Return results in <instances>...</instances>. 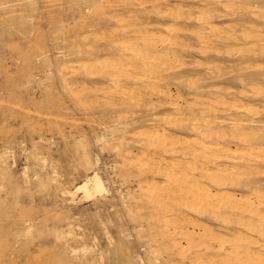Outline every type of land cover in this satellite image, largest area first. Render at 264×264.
Wrapping results in <instances>:
<instances>
[{
	"label": "rangeland",
	"instance_id": "rangeland-1",
	"mask_svg": "<svg viewBox=\"0 0 264 264\" xmlns=\"http://www.w3.org/2000/svg\"><path fill=\"white\" fill-rule=\"evenodd\" d=\"M205 7L210 9L213 19L205 24L197 23L198 14ZM177 11L181 13L178 20L170 16ZM167 24L178 32L161 36ZM206 25L213 26L212 37L206 33ZM183 30L186 34H181ZM192 31L195 34L191 35ZM196 34L201 39L207 37L201 40L203 43L198 42ZM227 34L238 43L213 40ZM246 35L249 39L245 37V40ZM161 37L174 43L161 44ZM152 38L155 40L151 43ZM177 38L184 41V47ZM261 43H264V0H0V264H99V257L102 264H222L225 250L229 252L230 247L225 245L224 250L221 247L219 250L215 240H228L236 232L244 233L235 226L237 216L221 219L223 226L209 210L201 213L203 216L195 213L199 217L184 207L174 211L168 200L162 197L157 201L146 192L149 183H163L162 176H158L162 165L154 173L155 170L149 169L151 165L145 163L146 159L163 153V147L150 140L152 134L148 135L159 129L165 140L170 138L166 140L167 155L164 154L169 161L185 154L181 137L184 141L193 137L188 133L191 118L185 123L182 117L176 118L177 114L168 106L172 102L186 116L190 111L197 116L211 101L220 102L227 97L240 100L257 112L264 110V96L257 97L252 91L264 87V44ZM134 45L149 64L147 57H153L154 52L164 57L162 54L167 51L169 69L154 66L152 71L143 68L135 71L127 64L129 61L140 64L130 51ZM237 47L239 50H234ZM170 53L175 56L174 62ZM112 61L127 65L132 78L125 79L116 73L119 84H114L99 70L86 72L98 62ZM147 78L156 79L157 86L151 84L153 88L149 83L152 80ZM252 83L261 85L253 87ZM155 88L160 97L165 89L163 96L170 94L173 99L159 100L161 104L155 102ZM165 117L172 121L169 123ZM228 117L219 126L226 131L232 118L241 115L229 113ZM252 121L257 124L252 125L258 129V136L264 137V114L254 115ZM253 132L257 133L256 130L250 133ZM170 150L176 152V158L171 157ZM84 155L91 166H85ZM259 167L264 170V165ZM23 169H26L25 177ZM94 171L103 179L107 196L90 202L80 200L79 196L74 203L61 196L63 188L75 189ZM261 176L259 179L264 180V175ZM185 219L186 225L194 220L188 227L202 231L185 226ZM205 226L209 227L207 232ZM70 227L72 236L64 238L62 233H67ZM179 228L182 230L176 236ZM222 229L223 232L219 231ZM196 233H201L204 239ZM194 236L198 239H193ZM180 240L178 246L176 241ZM82 244L92 251L83 254ZM192 245L191 250L188 247Z\"/></svg>",
	"mask_w": 264,
	"mask_h": 264
},
{
	"label": "bare ground",
	"instance_id": "bare-ground-1",
	"mask_svg": "<svg viewBox=\"0 0 264 264\" xmlns=\"http://www.w3.org/2000/svg\"><path fill=\"white\" fill-rule=\"evenodd\" d=\"M209 2V1H208ZM214 2V1H212ZM161 3H164L161 2ZM201 4V3H200ZM206 4V3H205ZM215 4V3H214ZM202 5V4H201ZM209 5V4H208ZM217 5V4H215ZM224 5V4H223ZM172 6V5H171ZM226 6V5H225ZM230 6V4H229ZM234 6V5H233ZM208 7V6H207ZM207 7L202 8L201 12H199L198 17L196 18V22L197 23H204L206 21H209V19L212 18V12L210 11V9H208ZM212 7V6H211ZM210 7V8H211ZM227 7V6H226ZM176 8L177 7H173ZM180 8V7H178ZM231 8V6H230ZM223 9V8H222ZM225 9V8H224ZM237 9V8H236ZM241 9V8H240ZM181 10V9H180ZM184 10V9H182ZM186 10V9H185ZM191 10V9H190ZM194 10V9H193ZM226 10V9H225ZM234 9H230V11ZM258 10V9H257ZM199 11V10H198ZM197 11V13H198ZM239 11V10H238ZM243 12V10H241ZM251 11V10H250ZM157 12V10H156ZM183 12V11H182ZM189 12V10H188ZM228 12V10L226 11ZM237 12V11H236ZM256 12V11H255ZM258 12V11H257ZM167 13V12H166ZM187 13V12H186ZM185 13V14H186ZM192 13V12H191ZM245 13V12H244ZM260 13V12H259ZM168 14V13H167ZM181 14V13H180ZM179 12H175L174 14L171 12L170 16L173 17L174 19L178 20V18L180 17ZM262 14V13H261ZM217 15V14H216ZM183 16V15H182ZM181 16V17H182ZM238 16V14H237ZM223 17V16H222ZM172 18V19H173ZM121 19V18H120ZM129 19V18H128ZM213 19V18H212ZM135 20V19H134ZM183 21V20H182ZM117 22V21H116ZM119 22V21H118ZM243 22V21H242ZM122 23V22H121ZM147 23V20H146ZM145 23V24H146ZM158 23V22H157ZM144 24V25H145ZM171 24V23H170ZM196 24V23H195ZM199 24V26H200ZM153 25V24H152ZM156 25V24H155ZM184 25V24H183ZM158 26V25H157ZM160 26V25H159ZM228 26V25H227ZM227 26H224L225 28H227ZM234 26V25H233ZM247 26V25H246ZM129 27V26H128ZM131 27V26H130ZM151 27V26H150ZM229 27V26H228ZM245 27V26H244ZM248 27V26H247ZM251 27V26H250ZM249 27V28H250ZM132 28V27H131ZM207 28V25H206ZM214 28H218V27H214ZM252 28V27H251ZM250 28V29H251ZM133 29V28H132ZM223 29V28H221ZM228 29V28H227ZM220 30V27H219ZM218 30V31H219ZM249 30V29H248ZM247 30V31H248ZM253 30V29H252ZM258 30V29H257ZM124 31V30H122ZM178 32V29H173L171 28V25L168 26H164L161 36L163 35H170L171 33L174 32ZM229 31V30H228ZM256 31V29H255ZM260 30H258L259 32ZM185 33V31L183 30L181 32ZM191 32V31H190ZM212 32H213V26H209L207 28V34L210 35V37H212ZM220 32V31H219ZM218 32V34H219ZM223 32V31H222ZM254 32V31H253ZM145 33V32H143ZM180 33V32H179ZM224 33V32H223ZM222 33V35H223ZM135 34V33H134ZM186 34V33H185ZM195 33H191V35H193ZM217 34V35H218ZM221 34V33H220ZM219 34V35H220ZM226 34V33H225ZM247 34V32H246ZM249 34V33H248ZM147 35V34H146ZM148 35H151V33ZM154 34H152L153 36ZM158 35V34H157ZM189 35V34H188ZM215 35V34H213ZM218 35V36H219ZM236 35V34H235ZM258 35V34H256ZM203 36V35H202ZM206 36V35H205ZM261 36V35H260ZM154 37V36H153ZM159 37V36H157ZM156 37V39H157ZM170 37V36H169ZM207 37V36H206ZM206 37L203 39L205 40ZM209 37V39H210ZM249 39V37L244 36V38ZM160 38V37H159ZM162 38V37H161ZM176 38V36L174 37V39ZM196 40L199 42L201 41V35L199 36V34H196ZM245 38V40H246ZM122 39V37H121ZM135 39V38H134ZM149 39V38H148ZM179 38H177L176 40H178ZM182 39V38H181ZM208 39V38H207ZM213 39V38H212ZM217 40L222 41V42H229V43H238L237 39L235 40L234 36H232L231 34H227L225 35V37H217L214 38L213 40ZM116 40V39H115ZM144 40V39H142ZM153 40H155V38L151 39V43L153 42ZM175 40V41H176ZM180 40V39H179ZM211 40V39H210ZM158 41V40H157ZM160 43H169L170 40L169 38H162L159 39ZM139 42V41H138ZM172 42V41H171ZM170 42V44H171ZM179 42H183L182 40H180ZM209 42V40L207 41V43ZM216 41H211V43L213 44ZM145 43V41H144ZM159 44V42H157ZM174 43V42H172ZM206 44V41L204 42ZM240 43V42H239ZM132 44V41H131ZM148 44V43H147ZM164 44V45H165ZM180 44V43H179ZM211 44V45H212ZM260 44V43H259ZM264 44V43H261ZM130 45V43H129ZM133 45V44H132ZM136 45V44H135ZM132 46L131 49L129 48L130 46H128V48L130 49V51H132L133 53V57L135 58L134 60L139 61L140 64L137 65L136 63H127V61H125L127 64L132 65L133 69H137V71H139V68H143L146 69L145 71H152L154 66H158V67H168L167 63L169 62L167 60L168 55H167V51L162 54L164 57H161V54L159 56V54L157 52H154L153 57L150 56L149 58L147 57V60H149L151 62V64H149V62H146L144 59L145 57H143L142 54L144 53H139V51L137 49H135L136 47ZM157 45V44H156ZM160 45V44H159ZM174 45V44H172ZM176 45V44H175ZM174 45V46H175ZM186 45V44H185ZM201 45V44H200ZM204 45V44H203ZM174 46H170V47H174ZM181 46V45H180ZM210 46V45H209ZM123 47V46H121ZM163 47V45H162ZM176 47H178V45H176ZM175 47V48H176ZM184 47V44H183ZM183 47H181L182 49H184ZM187 47V46H186ZM212 47V46H211ZM251 47V46H250ZM264 47V46H262ZM261 47V48H262ZM158 48V46H157ZM161 48V47H160ZM179 48V47H178ZM205 48V47H204ZM232 48V47H231ZM238 48V47H237ZM248 48V47H247ZM145 49V48H144ZM180 49V48H179ZM186 49V48H185ZM127 51V49H124V51ZM151 50V48H150ZM167 50V48H166ZM204 50V49H203ZM209 50V49H207ZM234 50H239L238 49H234ZM241 50V49H240ZM247 50V49H246ZM143 51V50H142ZM145 51V50H144ZM198 51V48H197ZM215 51V50H214ZM141 52V51H140ZM205 52V51H204ZM209 52V51H208ZM211 52V51H210ZM213 52V51H212ZM236 52V51H235ZM240 52V51H239ZM238 52V55H239ZM248 52V51H247ZM261 52V51H260ZM60 53V52H58ZM125 53V52H124ZM131 53V54H132ZM169 53V52H168ZM172 53V52H171ZM170 53V56H171ZM197 53V52H196ZM199 53V52H198ZM202 53V52H201ZM200 53V54H201ZM226 53V51L224 52ZM157 54V55H155ZM155 55V56H154ZM203 56L205 54H202ZM201 55V56H202ZM219 55V54H218ZM237 55V52L235 54V56ZM145 56V55H144ZM147 56V55H146ZM159 56V57H158ZM173 56V54H172ZM171 56V57H172ZM217 56V55H216ZM225 56V55H224ZM223 56V57H224ZM233 56V57H235ZM249 56V55H247ZM175 57V56H174ZM172 57V61L174 60ZM131 58V57H130ZM143 60H140V59ZM177 58V57H176ZM184 58V57H183ZM116 59V58H115ZM122 60V57L120 58ZM126 59V58H125ZM124 59V60H125ZM247 59V58H246ZM123 60V61H124ZM130 60V59H128ZM170 60V59H169ZM185 60V59H184ZM196 60V59H195ZM201 60V59H200ZM132 61V60H131ZM194 61V60H193ZM197 61L199 62V60L197 59ZM196 61V62H197ZM117 62V61H116ZM119 62V61H118ZM171 62V61H170ZM174 62V61H173ZM171 62V64L173 63ZM176 62V59H175ZM178 63L180 62L177 61ZM182 62V61H181ZM191 62V61H190ZM123 63V62H122ZM202 63V62H201ZM222 63V62H221ZM170 64V65H171ZM203 64V63H202ZM202 64L200 66H202ZM91 65V64H90ZM169 65V66H170ZM173 65V64H172ZM175 65V64H174ZM178 65V64H176ZM181 65V63H180ZM192 66V64H190ZM194 65H198L194 63ZM125 66L127 65H120V63H110V62H98L95 65L91 66V67H87L88 70H86V72L88 71H94L95 70H99V72L101 71L102 73H105L111 80L110 83H117V79L116 77V73L121 74V76L125 79L128 78H132V76L130 77L129 74V68L127 69ZM184 67V63H182V65ZM187 66V64L185 65V67ZM189 66V65H188ZM199 66V65H198ZM204 66V65H203ZM216 66V65H215ZM78 67V66H77ZM177 67V66H176ZM195 67V66H193ZM244 67V66H243ZM80 68V67H79ZM94 68V69H93ZM151 68V69H150ZM171 68V66H170ZM179 68V65H178ZM210 68V67H209ZM239 68V67H238ZM64 69V68H63ZM92 69V70H90ZM132 69V68H130ZM159 69V68H158ZM163 69V68H162ZM168 68H166L165 70H168ZM204 69V67H203ZM219 69V68H218ZM155 70V68H154ZM161 70V69H160ZM179 70V69H178ZM85 71V68L84 70ZM92 71V72H93ZM136 71V70H135ZM159 71V70H158ZM262 71V70H261ZM85 72V74H86ZM155 72V71H154ZM163 72V71H162ZM146 73V72H145ZM159 73V72H158ZM157 73V74H158ZM165 73V72H163ZM211 73V72H209ZM215 73V71L213 72ZM218 73V72H217ZM91 74V73H90ZM156 74V75H157ZM130 75H132V73H130ZM142 74H140L141 76ZM155 75V73L153 74ZM138 76V75H137ZM143 77V76H142ZM142 77H133V79H140ZM145 77V76H144ZM143 77V78H144ZM151 77V74H150ZM149 77V78H150ZM155 77V76H154ZM158 78V77H157ZM120 79V78H119ZM155 79V78H154ZM189 79V78H188ZM215 79V78H214ZM135 80V81H136ZM147 80H150L147 78ZM152 80V79H151ZM150 80V81H151ZM195 80V78L193 79ZM240 80V79H238ZM120 81V80H119ZM126 81V80H125ZM145 81V79H144ZM147 82V81H146ZM149 82V81H148ZM240 82V81H239ZM150 85L151 84H155V86H157V81L152 80V83L149 82ZM119 84V83H117ZM121 84V83H120ZM128 84V83H127ZM241 84V83H240ZM112 85V84H111ZM186 85H188V83H186ZM242 85V84H241ZM255 85H261V84H253L251 86H255ZM152 86V85H151ZM191 86V85H190ZM240 86V85H239ZM120 87V86H119ZM117 86V89L119 88ZM130 87V86H129ZM148 87V86H147ZM153 87V86H152ZM245 87V86H244ZM127 89V87H125ZM123 88V89H125ZM154 88V87H153ZM157 88V87H156ZM155 88V89H156ZM162 88H165V86H163ZM168 88V87H167ZM191 88V87H189ZM219 88V87H217ZM116 89V90H117ZM125 89V92H127ZM142 90V88H139ZM149 89V87H148ZM183 89V88H182ZM213 89V88H212ZM114 90V89H113ZM115 90V91H116ZM120 90V89H119ZM117 90V91H119ZM144 90V89H143ZM147 90V89H146ZM189 90V89H187ZM192 90V88H191ZM202 90V89H201ZM200 90V91H201ZM216 89H214L215 91ZM248 90V89H247ZM137 91V90H136ZM135 91V94H138ZM145 91V90H144ZM148 91V90H147ZM152 91V90H151ZM158 89H156V91L154 90L153 92H155V96L157 97V101L155 102H160L162 101V99H164V101L166 99H173L171 98L172 96L169 94L167 96H163L164 91H161L163 93L161 94V97L159 96V92H157ZM160 91V90H159ZM169 91V90H168ZM206 91V90H205ZM251 91V89H250ZM255 93L254 95H256L257 97L259 95L264 96V87H256L253 88V90ZM124 92V91H123ZM144 93V92H143ZM178 93V92H177ZM125 94V93H123ZM130 94V93H129ZM135 94L133 93L134 97L136 98ZM149 94H150V90H149ZM152 94V93H151ZM167 94V93H166ZM176 94V93H175ZM179 94V93H178ZM238 94V93H237ZM240 94V93H239ZM242 94V95H241ZM240 95L242 97H245V94L241 93ZM251 94V93H250ZM259 94V95H258ZM140 95V94H139ZM142 95V94H141ZM165 95V93H164ZM239 95V97H241ZM249 95V94H248ZM253 95V94H251ZM125 96V95H124ZM121 96V97H124ZM127 96V95H126ZM138 96V95H137ZM178 96V95H177ZM180 96V95H179ZM247 96V95H246ZM131 97H132V93H131ZM129 97V98H131ZM142 97V96H140ZM144 97V96H143ZM176 97V96H175ZM210 97V95H209ZM256 97V98H257ZM152 98V97H150ZM180 98V97H179ZM222 98V97H221ZM250 98V97H249ZM125 99V97H124ZM133 99V98H132ZM130 99V101L132 100ZM137 99V98H136ZM134 99V100H136ZM142 99V98H140ZM154 99V96H153ZM199 99V98H198ZM197 99V100H198ZM201 99V98H200ZM205 99V98H204ZM203 99V100H204ZM220 99V98H219ZM224 99V98H223ZM220 102H212L208 104L207 108L201 109L198 113L197 116L193 115L191 112L189 113L188 116H186V114H184L182 111H179L177 103L173 104V102L171 103L172 105H168L169 108L172 107V111L173 113L177 114L176 118L182 117V122L187 121L189 118H191L192 122L190 123L189 126V131L188 133H191L193 135L192 138L188 139V140H182L181 137V141L183 142V147H185L186 151L185 154H182V156L180 158L177 159H173V160H167L164 156L167 155L166 151H165V147L167 146V139L169 137H167V139L165 140L164 136L161 134V130L159 131H153L152 129V133H150L148 136L150 137V135L152 134L150 140L151 141H155V143H158L157 145H160L163 147V153L162 155L158 156L157 158L151 157L150 159H146L144 157L145 163L149 166V169L151 167L150 170H155L154 173L159 170V164L162 165L161 167H163V170L158 173V176L161 175L163 178V183H161V185H159L156 182H151L149 183V186L146 187V192H149V194L153 197V198H157V201L159 199H161L162 197L165 198L166 202H169L168 205L170 207L173 208V210L175 211H179L180 208L184 207L185 211H188L187 209H189L188 212H190L191 210V214L195 215L196 214H200V216H203V214L201 215V213H203L206 210L210 211V214L215 217V219H218V223L221 224L223 223V220L226 219H234L233 217L231 218L230 216H237V221H236V227H238L241 230H244V233L242 232H236L234 233L230 239L225 240L222 239H218V241L215 240V243L217 242L219 245V250L221 248H223V246L228 245L230 247V251L226 252L225 250V255L222 258V260L220 262H223L222 264H225V262H227V264H264V184H262V182H264V180H260L259 177L261 175H264V170H259V165H264V137L258 136V129L253 127L252 124V117H254V115H258V114H264V110H259L260 112H257V110H254L256 108H252L250 105V107H247L245 104H242L240 102V100H236L234 98H226ZM244 99V98H243ZM146 100H148V97H146ZM160 100V101H159ZM174 100H176V98H174ZM206 100V99H205ZM124 101V100H123ZM137 101V100H136ZM150 101V100H149ZM163 101V102H164ZM172 101V100H171ZM178 101V100H176ZM181 101H185L182 100ZM208 101V100H207ZM142 102V100H141ZM145 102V101H144ZM179 102V101H178ZM210 102V101H209ZM148 103V102H147ZM150 103V102H149ZM170 103V102H168ZM191 103V102H189ZM131 104V103H130ZM158 104V103H157ZM161 104V102H160ZM160 104H158L160 106ZM166 104V103H165ZM192 104H194L195 108H196V104L192 102ZM151 105V104H149ZM188 105V102H187ZM191 105V104H189ZM262 105V103L260 104ZM259 105V106H260ZM156 106V105H153ZM193 106V105H191ZM204 106V105H203ZM207 106V105H206ZM147 107V106H146ZM150 107V106H149ZM181 107V106H180ZM187 107V106H186ZM201 107V106H200ZM261 107V106H260ZM152 108V106H151ZM154 108V107H153ZM166 108V107H165ZM149 110V109H148ZM153 110V109H151ZM189 111V109H187ZM155 112V109L154 111ZM182 112V113H181ZM171 113V112H170ZM229 113H236L237 115H241L240 118H236L233 119L227 124V131L226 129H224L223 127H219L220 123L222 124L223 122H226L224 120L225 117H227V119L229 118ZM167 115V114H166ZM179 116V117H178ZM159 117V116H158ZM157 117V118H158ZM169 117V115H168ZM168 117H165L163 119H167ZM170 118V117H169ZM174 117L172 116V119ZM154 119V118H153ZM162 119V121H163ZM172 119H169V121H172ZM174 120L176 121V119L174 118ZM168 121V119H167ZM168 121V122H169ZM173 121V122H175ZM165 122V121H163ZM118 123V122H117ZM170 123V122H169ZM176 125L178 124V122H175ZM162 124V123H161ZM122 125V124H121ZM257 124H254V126ZM179 126H181L179 124ZM218 126L219 129H217L218 131H216L215 127ZM155 127V126H154ZM153 127V128H154ZM151 128V127H150ZM175 128V127H174ZM180 128V127H179ZM118 129V128H117ZM144 130V129H143ZM150 130V129H149ZM150 130V131H151ZM156 130V129H155ZM225 130V131H224ZM257 131V133L255 134L254 132L251 134V131ZM148 132V131H147ZM121 133V132H120ZM164 133V132H163ZM141 134L145 135L144 133L141 132ZM140 134V135H141ZM146 135V136H147ZM172 138H174L172 136ZM116 139V138H115ZM144 139V138H143ZM170 139V138H169ZM177 139V138H176ZM186 139V138H185ZM101 140V139H100ZM172 140V139H171ZM170 140H168V143ZM174 140H172L171 142H173ZM180 141V140H179ZM180 141V142H181ZM121 142V141H119ZM178 142V140H177ZM176 143V142H175ZM179 143V142H178ZM100 144V143H99ZM119 144V143H118ZM148 144V142H147ZM171 144V143H170ZM148 147V145H147ZM158 147V146H157ZM169 147V146H168ZM144 148V147H143ZM146 148V147H145ZM152 148V147H151ZM155 149V148H154ZM157 149V148H156ZM128 152H126L127 154ZM151 153V152H150ZM133 154V153H132ZM169 154L171 155V157L176 158L177 155L175 151L170 150ZM150 155V154H149ZM133 156V155H132ZM131 156V157H132ZM141 156V154H140ZM138 157V156H136ZM136 159V158H135ZM138 159V158H137ZM140 159V158H139ZM83 161L85 166H91L89 159L86 155L83 156ZM138 161V160H137ZM135 161V162H137ZM98 162V160H97ZM129 162V161H128ZM146 164L145 165L146 167ZM142 167V163L140 164ZM139 166V165H138ZM96 167V166H95ZM24 168V167H23ZM148 168V167H147ZM157 169V170H156ZM24 170V169H23ZM143 170V168H142ZM152 171V172H153ZM158 172V171H157ZM25 173H26V169L24 170V177H25ZM155 175V174H154ZM157 175V173H156ZM195 175H197V177H195ZM23 176V175H22ZM38 176V175H37ZM38 178V177H37ZM262 178V176H261ZM36 179V178H35ZM32 180V179H31ZM141 183V182H140ZM146 183V182H145ZM206 184V185H204ZM209 184V185H207ZM237 190L241 193H236L233 192L231 190ZM142 192V191H141ZM148 194V193H147ZM108 195V190L105 187L104 181L101 178V176L97 173V172H91V174L87 175L85 177V180L75 189L70 190L69 188H63L61 190V196L68 202L70 203H74L76 198L80 197V200H83L85 202H90V201H94L97 198H103L105 196ZM150 196V197H151ZM121 197V196H120ZM156 199H154L153 203L155 202ZM160 202V201H159ZM167 206V210H169V206ZM155 206V203H154ZM157 210H160L159 207L157 206ZM187 208V209H186ZM163 210V209H162ZM160 210V211H162ZM166 210V211H167ZM183 210V211H184ZM165 210H163L162 212L164 213ZM172 211V210H171ZM170 212V211H169ZM182 212V211H181ZM160 213V212H159ZM168 213V212H167ZM174 213V212H173ZM186 213V212H185ZM165 214V213H164ZM177 214L176 217L178 216V213H175V215ZM181 215H183V213H180ZM168 215V214H166ZM48 216V215H47ZM172 216H174V214H172L170 216V218H172ZM186 218L188 217L187 215ZM183 216V217H184ZM196 217H199V215H195ZM205 216V215H204ZM230 217V218H229ZM189 218V217H188ZM184 219V218H183ZM191 219V218H190ZM188 219V220H190ZM223 219V220H221ZM236 219V218H235ZM174 220V219H172ZM178 220H180L178 218ZM225 220V221H226ZM229 222H232L230 221ZM171 221V220H170ZM169 221V222H170ZM176 221V219L174 220ZM173 221V222H174ZM184 224L185 226H189L192 225V223L190 224L188 221V225H186L187 220H184ZM217 221V220H216ZM214 221V222H216ZM222 221V222H220ZM164 222L167 224L169 223L168 221ZM172 222V223H173ZM177 222V221H176ZM183 224V221H181ZM227 222V221H226ZM235 222V221H233ZM232 222V223H233ZM171 223V222H170ZM179 223V222H178ZM232 223H224L226 224V226H231ZM181 224V223H180ZM217 224V223H216ZM173 225H176L175 223ZM199 227V224H196ZM218 225V224H217ZM223 225V224H221ZM233 225V224H232ZM181 226V225H180ZM194 226V224H193ZM224 226V225H223ZM222 226V227H223ZM177 227V226H176ZM175 227V228H176ZM235 227V228H236ZM173 227H171L170 229H172ZM188 228H191L188 227ZM193 229L195 227H192ZM191 228V229H192ZM201 228V226L199 227ZM208 229L209 227L205 228L203 227V229ZM220 228V227H219ZM218 228V229H219ZM187 229V228H186ZM196 229V228H195ZM202 229V228H201ZM201 229H196L197 231L201 230ZM205 230V232H207L208 230ZM182 229L179 228V230H176V233H179V231H181ZM169 231V229L167 230V232ZM178 231V232H177ZM188 231H190L188 229ZM192 231V230H191ZM202 231V230H201ZM204 231V230H203ZM223 232L222 230H219ZM225 231V230H224ZM186 231H184L185 233ZM204 232V233H205ZM212 233V231H210ZM235 232V231H234ZM44 233V232H43ZM184 233L182 232V234L184 235ZM189 233V232H188ZM203 233V232H202ZM203 233V234H204ZM226 233H228L226 231ZM73 234V231L71 229V227L69 228L68 232L66 233H62L64 238H69L71 237ZM197 234V233H196ZM193 234V235H196ZM201 234V233H200ZM200 234H197L200 236ZM207 234V233H206ZM209 234V232H208ZM217 235V233H214ZM190 235V233H189ZM188 235L189 239L190 236ZM174 236V235H173ZM177 236V235H176ZM207 236V235H206ZM169 237V236H168ZM181 237V236H179ZM177 237V238H179ZM188 237H183V238H188ZM192 237V234H191ZM203 237V236H202ZM200 236V239L202 238ZM205 237V236H204ZM204 237L202 239H204ZM220 237V236H219ZM255 237V238H253ZM196 238V236L193 237V239ZM207 238V237H206ZM181 239V238H180ZM188 239V240H189ZM192 239V241H193ZM198 239V237L196 238ZM199 239V240H200ZM201 239V240H202ZM185 241V239H183ZM191 240V239H190ZM189 240V241H190ZM189 241H186L184 243H187ZM213 241V239L211 240V242ZM183 242V241H182ZM191 242V241H190ZM195 241H193L192 244H194ZM200 242V241H199ZM176 244H179L178 246L181 245V240L178 243L176 241ZM188 244V243H187ZM190 244V243H189ZM188 244V245H189ZM187 245V246H188ZM200 246V245H199ZM215 246V244H214ZM176 247V246H175ZM193 247V245L190 247H188L189 249H191ZM198 247V246H197ZM221 247V248H220ZM174 248V247H173ZM196 248V247H194ZM201 248V247H200ZM225 248V247H224ZM223 248V250H224ZM193 249V248H192ZM191 249V250H192ZM199 249V248H198ZM83 254L88 253L90 251H92L91 248L87 247L86 245H81V250H80ZM181 251V250H180ZM217 251V250H216ZM72 253H76V250H71ZM99 264H102V258L99 257ZM219 259V258H218ZM221 259V257H220ZM214 260V259H213ZM198 261V260H197ZM196 261V262H197ZM210 261V259H209ZM141 262V260H140ZM206 263V262H205ZM209 264V263H208Z\"/></svg>",
	"mask_w": 264,
	"mask_h": 264
}]
</instances>
